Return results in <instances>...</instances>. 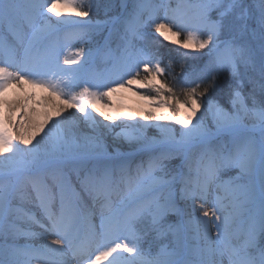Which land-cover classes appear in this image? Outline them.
<instances>
[{"label":"snow or ice","instance_id":"snow-or-ice-1","mask_svg":"<svg viewBox=\"0 0 264 264\" xmlns=\"http://www.w3.org/2000/svg\"><path fill=\"white\" fill-rule=\"evenodd\" d=\"M95 7L0 0V264H264V0Z\"/></svg>","mask_w":264,"mask_h":264},{"label":"rangeland","instance_id":"rangeland-1","mask_svg":"<svg viewBox=\"0 0 264 264\" xmlns=\"http://www.w3.org/2000/svg\"><path fill=\"white\" fill-rule=\"evenodd\" d=\"M105 0H96V7L93 9V14L95 15H102L103 13V6H104ZM156 40H152V34L150 33L149 38H148V47L150 50H159V53L163 56L162 51L160 49H157V46L159 44L158 40H163L162 38L158 37L157 35H154ZM151 41V43H149ZM167 42V41H166ZM169 43V42H168ZM175 46V45H174ZM176 47V46H175ZM181 51H184L183 49H180ZM192 56H197V53H191ZM165 57V56H163ZM167 62V61H166ZM197 61L193 60V59H189L188 61H186V65L189 67L190 70V66L195 65ZM172 73L173 75H175L178 79L181 76V69L180 66L175 67L173 65L172 68ZM166 79H168L169 83L174 84V86L177 87V89L179 90L180 85L176 84L172 78L170 76H166ZM226 98H223L222 102H225ZM219 102V101H218ZM175 127L179 128V125H174ZM178 161H173L172 163L175 164Z\"/></svg>","mask_w":264,"mask_h":264},{"label":"trees","instance_id":"trees-1","mask_svg":"<svg viewBox=\"0 0 264 264\" xmlns=\"http://www.w3.org/2000/svg\"><path fill=\"white\" fill-rule=\"evenodd\" d=\"M152 40H156L154 37ZM159 44L157 46V49H160L162 51V54L164 58V61H168V59H171L173 61V65L175 67L180 66L181 63V57L179 55V52H182L181 50H179V52L176 50V47L166 41L163 40H158ZM188 61V60H187ZM182 75V73H181ZM213 98L218 100L221 104H225L226 105V100L225 102H222L223 97L214 93L213 94Z\"/></svg>","mask_w":264,"mask_h":264},{"label":"bare ground","instance_id":"bare-ground-1","mask_svg":"<svg viewBox=\"0 0 264 264\" xmlns=\"http://www.w3.org/2000/svg\"><path fill=\"white\" fill-rule=\"evenodd\" d=\"M81 46V45H80ZM31 90L30 89V86L28 85H25L24 86V91H29ZM37 92H39V90H35ZM136 91L135 89V86L133 88V91L132 92H128V91H124L120 94H118V98L121 99L123 101V103L125 105H127L128 107L132 108V109H135L137 108L140 104H142V101L139 100L138 96L137 95H134L133 93ZM17 94L19 95H23L24 93L21 92L19 89H15V90H10L9 92V97H14L16 96ZM94 115H96L95 113H93ZM97 119H102L101 117H99L97 115ZM105 123H107V121H105ZM155 130L154 129H150V132H154Z\"/></svg>","mask_w":264,"mask_h":264}]
</instances>
